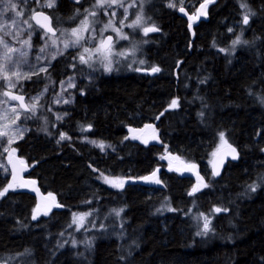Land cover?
<instances>
[{
  "label": "trees",
  "instance_id": "1",
  "mask_svg": "<svg viewBox=\"0 0 264 264\" xmlns=\"http://www.w3.org/2000/svg\"><path fill=\"white\" fill-rule=\"evenodd\" d=\"M202 2L137 0L134 12L143 9L146 23L159 29L136 32L137 58L144 63L140 70L129 62L110 74L96 70L94 80L87 79L89 67L77 50L50 56L51 39L76 26L94 0H57L41 9L59 31L50 37L33 24L29 29L34 51L47 42V72L31 75L15 91L27 99L45 87L47 92L35 116L24 114L28 132L12 147L60 206L44 216L29 194L15 190L0 197V264H264V0H216L208 20L192 32L179 10L193 13ZM18 9L23 19L40 10L32 1ZM248 9L255 13L249 24L230 34ZM239 34L241 46L233 50ZM153 66L161 70L152 73ZM70 77L76 82L68 91L73 103L55 122L49 108ZM174 99L178 106L170 108ZM146 125L158 131L159 143L130 138V129ZM62 133L70 139L60 142ZM220 133L240 158L215 180L210 165ZM84 137L113 151L103 153ZM168 157L198 167L208 186L189 195L196 182L172 170L163 161ZM155 172L159 185L138 183ZM104 177L130 182L117 189ZM10 181L0 174V191ZM201 214H213L214 231L197 236Z\"/></svg>",
  "mask_w": 264,
  "mask_h": 264
},
{
  "label": "snow or ice",
  "instance_id": "2",
  "mask_svg": "<svg viewBox=\"0 0 264 264\" xmlns=\"http://www.w3.org/2000/svg\"><path fill=\"white\" fill-rule=\"evenodd\" d=\"M76 3H79L80 0H75ZM141 2H143V0H141ZM208 2H212V0H205L204 3H202L200 5L201 9H205L206 5ZM55 3V0H49V3H47L45 6L46 7H53ZM0 5H2L3 7L0 8V33H2V35H0V48L3 49L2 53H0V80H3L6 82L5 85H0V89H3L2 91H0V96L3 97H8L10 100L12 101H18L19 104L17 106L11 107L10 111L14 114V118L11 120V124H15L16 120H19L20 118V114L17 112V107L23 108L25 112H31L32 116H35L36 113V106L40 100V96H34L31 97V104H25L24 103V95L22 94H13L11 89H14L17 87V84L19 83V81L21 79H30V76L33 74H38L39 72H47V67H40L39 69H37L35 72H27V73H22L20 71V65L21 64H26L27 63V56H28V51L26 50H21V49H17L16 47L12 46L11 42L9 40H6L5 37H10L12 40H16L19 38L20 34L24 31H27V29H32L33 25L32 23H30V20H35L36 24L39 25V27L44 28L45 31V35L47 33H51L53 37H55L56 35V30L53 29L52 27H50V17L45 16L43 13H37L35 11V9L31 10V14L27 19H23L22 21H19L13 17H9L8 19H4V17L6 16L8 11H15L17 9V4L13 2V0H0ZM113 6H118L121 8H124V14H123V18L120 21V25L121 27H116L115 23L113 20L109 19V21L107 23L104 24L103 28L101 29V35L99 37L98 40V44L95 45L94 47H85L83 45L80 44V41L85 39V35L84 33L89 32L88 29V19L87 16H85V18L83 20L80 21V25L78 28H72L71 31L68 33V38L64 39L62 41L63 43V49H60L58 47L57 44V39H51V45L56 48L55 52H52L50 54L51 59L54 60L56 59L57 55H62L64 53L65 50H67L70 46L71 47H82L83 48V52L78 54V59L80 61V63L83 64H89V67H91L92 65L89 63L92 59L93 56H98L99 57V61L101 63V65L103 66L105 71H111L112 70V59L111 56L114 54L112 52V41H113V37L112 36H108V37H103V32L107 31L109 28L112 29L113 32L117 33V35L121 38V39H128V34L127 33H123L122 28L124 26V21L128 19L127 16V9L129 7H133L135 6V0H133V3L128 4L127 6H125L121 0H94V4L92 7V10L89 11L88 9H85V12L87 13V15L90 16H96L97 15V9L99 8H105L107 7L108 9L113 8ZM169 7H174L175 5L172 3H169L168 5ZM241 7L242 8H248V5L246 3H241ZM184 9L181 7L180 11H183ZM77 13H79V9H77ZM203 14L206 15V12H200L198 10V15ZM104 15H108V12L105 11ZM111 15L114 17L116 15L115 11H112ZM250 15L254 16L255 13L251 11V9H248V11H246L243 15V19H242V24L243 25H248L249 24V19H250ZM15 16L16 17H22L23 16V12L22 11H15ZM43 16L44 20L49 21V24H44L41 23L39 17ZM196 16H190L189 19H196ZM27 25V29L20 27V25ZM129 28L132 29H136V28H140L142 29L144 35H147L149 32H156L159 31V29L155 26H147L146 21L144 20L143 17V13L142 11L137 13L135 15V19L126 25ZM9 29H14V30H9ZM229 31H231V29H229ZM64 33L62 32V35ZM31 36L32 33L29 31L27 38L23 39L22 44L24 47H26L27 49L31 48ZM74 38V39H73ZM89 38L91 40H96L97 36H96V30L95 28H92L90 33H89ZM233 46H235L236 44L241 43L240 39L237 38L235 40H233ZM243 43L247 44L248 41H243ZM47 42L45 43L44 47H41L39 49V51L41 53H43L45 51V48H47ZM135 47V46H134ZM223 51V50H222ZM13 53H18V57L13 60ZM87 54V57L86 55ZM115 55H124L123 52H119V53H115ZM36 61H40L41 57L40 56H36L35 57ZM106 61V63H105ZM135 62V61H133ZM140 64H143L144 61L141 60L139 61ZM139 70V69H137ZM161 69L157 66H153L151 68V72L152 73H157L159 72ZM67 86L68 87H75V85L72 83V78L70 77L68 82H67ZM61 87H64L63 82L61 83ZM45 92H47V87H45L44 89ZM42 95V94H41ZM57 102H59V99L57 100ZM64 103H68V100H64ZM264 102V101H262ZM0 104H8L7 100H0ZM178 106V101L177 100H172L171 104L169 105L170 108H175ZM8 111L9 109L5 108L2 111H0V119H3L5 121V123L3 124L2 127H0V136H7L8 139L6 141V143L11 144L14 142V135H9V123L7 120V116H8ZM32 116H28L26 117V119H31ZM58 119H60L61 117H57ZM145 127H151L150 125H146ZM91 125H89L87 128H83L82 127V131H87L90 130ZM19 131V130H17ZM44 131H47V129L45 128ZM21 138H22V134H21ZM70 139V137H66L65 134H60V140H64V139ZM220 139L221 141H224V133H220ZM59 143V141H57ZM89 143H92L93 145H95L96 147L100 148L101 150H104L105 145L103 142H97L95 140H89ZM226 143V141H224ZM109 147H111L109 145ZM5 151H7V149H5ZM12 151H16V149H12ZM232 152L235 153V149H232ZM235 155L233 156V159H235ZM95 171V169H94ZM218 174V173H217ZM153 175H155V173H153ZM101 176H103V173H101ZM13 179H15V176H13ZM144 179H149L148 177H145ZM202 179V178H201ZM104 180L106 183H111L113 187H123V183L124 181H119L114 182V181H109L108 177H104ZM155 183H160L159 180L154 181ZM207 184H204V187H207ZM249 190L251 191H256L257 185L256 184H251L248 186ZM13 185L12 184H8L6 187L3 188L2 191H0V197H3L6 195V193L9 191V189H12ZM199 190L198 187H193V189L188 193L189 195H194L197 191ZM51 195V194H49ZM60 205H57V207H59ZM169 210H174V209H169ZM122 211V210H121ZM212 211L219 213L222 211L221 208H214ZM223 211H227V209H223ZM117 215H119V212H117ZM203 216V214H201ZM36 215L32 216V219H36ZM74 223L76 222V220L74 219L73 221ZM210 224H211V220L209 219L208 216H204V223L202 225V227H200V229L196 232L197 236H203L206 235L207 233H209L210 231H214L212 228H210ZM89 245L91 244V242H87Z\"/></svg>",
  "mask_w": 264,
  "mask_h": 264
},
{
  "label": "rangeland",
  "instance_id": "3",
  "mask_svg": "<svg viewBox=\"0 0 264 264\" xmlns=\"http://www.w3.org/2000/svg\"><path fill=\"white\" fill-rule=\"evenodd\" d=\"M26 1L34 2L35 7L40 9V10L41 9H49V7L45 6L47 3H49V0H13V2L17 4V9L15 11H21V10L18 9L19 3H25ZM70 1L75 2V0H70ZM121 2L125 6H127L128 4L133 3V0H121ZM144 2H145V0H143V3ZM56 3H57V0H55L54 5H56ZM137 5H138L137 4V0H135V6L129 7L127 9L128 19L124 21V26L122 28L123 33H127L128 34V39L127 40L121 39L117 35V33L112 31L111 28H109L107 31H104L103 34H102L103 37H106L107 35H113L114 38H115L114 43L112 45V52L114 53L111 56V59H112V70L110 72L109 71H105L103 66L101 65V63L99 61V57L98 56H93V59L89 62L92 66L89 67V64H85L86 66L89 67L88 68L89 71H88V74H87V79L88 80H94L96 70L97 71L101 70L102 72H104L106 74H110L111 72H113L115 70H120L122 67L124 68L125 67L124 64H127L128 62H129L128 64H130V63L138 64L137 67H135V69H139L140 66L142 65V64L139 63V60L137 58L138 54H139L140 44L138 42V37L136 35V32L140 31V32H142V34H144V33H143L142 29H140V28L132 29V28H129V27L126 26L127 24L131 23L135 19V15L137 13H139V12H141L143 10V9L142 10L139 9L136 12H134L135 9L137 8ZM2 7L3 6L0 5V8H2ZM141 8H143V7H141ZM91 10H89V11H91ZM15 11H11V10L8 11L6 16L4 17V19H8L9 17H13V18H15V19H17L19 21H22L23 20V16L22 17H16L15 16ZM96 11H97V15L96 16H90V15H87V13H85L83 18L81 19V20H83L85 18V16H87V19H88L89 32L84 33L85 39L80 41V44L85 46V47H94L95 45L98 44V40H99V37L101 35V29L103 28L104 24L109 21V19L114 21L116 27H121L120 21L123 18L124 8H121V7H118V6H113V8H111V9H108L107 7H105V8H99ZM105 11L108 12V15H104ZM112 11H115V13H116V15L114 17L111 15ZM196 12H197V9L191 14H196ZM142 13H144V11H142ZM100 14L104 17V19H101L103 17H100ZM243 15H244V13H242V15H241L242 19H243ZM144 20L146 21L145 18H144ZM241 24H242L241 21L235 22L232 25V27L229 28V29H231V31L228 30V32L230 34H233V35L236 32H239L240 29H241V26H240ZM79 25H80V22L78 24H76V26H74L73 28H78ZM147 26H152V25L147 24ZM20 27H23V28L27 29V25L21 24ZM92 28H95V30H96V36H97L96 40H91L89 38V33H90ZM193 28H194V25H191L190 29H191L192 32H193ZM71 29H69L68 31H63L64 34L62 35V33H61L60 38L57 39V44H58V47L60 49H63L62 41L64 39L68 38V33L71 31ZM9 30H14V29H9ZM28 32H29V29H27V31L22 32L20 34L19 38L16 39V40H12L10 37H5L6 40H9L11 42L12 46L16 47L17 49L28 51V56L26 58L27 59V63L26 64H21L19 66L20 67V71L22 73H27V72H30V71L31 72H35L40 67H47V62H46V58L44 56V53H41L39 50H35L34 51V47L32 45V41H31V48L30 49H27L26 47L23 46L22 41H23V39L27 38V37H24L23 35H27ZM0 35H2V33H0ZM236 35L234 36L233 39L235 40V39L239 38L240 41L242 42L243 39L240 36V34L237 37H236ZM46 39H47L46 37H44V36L42 37V41H44ZM245 45L246 44H243L242 46H245ZM240 46H241V43L236 44L235 46H233V43H232V49L233 50H236V49L240 48ZM74 50H77L78 54L83 52V48L82 47H71V46L67 50H65L64 52L74 51ZM2 51H3V49L0 48V53H2ZM55 51H56V48L51 49V53L55 52ZM119 52H123L124 55H115V53H119ZM85 55L87 57V54H85ZM12 56H13V60H15L18 57V53H13ZM36 56H40L41 60L40 61H36V59H35ZM135 59H137L136 62H133V61H135ZM105 63H106V61H105ZM132 67H133V65H132ZM24 80H26V79H21L19 81V83L17 84V87L14 88V89H11V91H15L21 85V83ZM68 80L63 82V84H64L63 88L60 85L58 95L56 97H54V99L52 100L53 107L49 108V110L54 115V121L55 122H58L60 120H64L66 118L67 113L65 111H63L62 108L64 106H68V105H71L73 103V97L70 94H68V91L72 90L74 87H68L67 86ZM0 81H3V80H0ZM3 83H4V85L6 84L5 81H3ZM72 83L74 85H76V82H75L74 79H72ZM45 95H46L45 91H43L40 94L34 95V96H40V100H39V102H38V104L36 106V112H37V110L39 108V103L45 97ZM34 96H32V97H34ZM58 99H59V102H57ZM0 100H7L8 101V104H0V111H2L5 108L9 109L8 116H7V120H8V123H9L8 131H9V135H14V137H15L14 142L11 143V144H8V143H6L8 137L7 136H0V174L2 176H8V175H10V170H9L10 159H11V157L13 155L17 154L16 151H14V152L12 151V149H14L12 146L15 143H17L18 141L22 140L25 137V135L27 134L28 128L25 125V123L23 122L25 120L24 114H30L31 112L24 113L20 109V107H17V112L20 114V118H19V120H16L15 124H11V120L14 118V114L10 111V109H11V107H14V106H17V105L12 103V102H10L7 98H4V99L1 98ZM64 100H68V103H64L63 102ZM31 103H32L31 98L27 99V104H31ZM57 117H61V118L58 119ZM4 123H5V121L3 119H0V127H2ZM17 130H19V131H17ZM21 134H22V138H21ZM129 136H130L131 139H133L135 141H138V142H140L142 144H145V145L150 144V143H159V141H160L159 133L153 126L144 127L142 129H130L129 130ZM66 137H68V136L66 135ZM66 140H68V138H66L64 140H60L59 139L60 142H63V141H66ZM84 140L86 142H88L89 140H92V139L84 137ZM95 141L102 142V141H98V140H95ZM89 144H91L93 147L99 149L103 153H108L110 151H113L112 146L109 147V144H107V143H104V145H105L104 150H101L100 148L96 147L92 143H89ZM226 144L227 143L222 141V144H221L220 147H223ZM5 149H7V151H5ZM163 161L165 163H168L170 165L169 166L170 168H172L173 170H175L178 173H180L182 164L176 165V162L174 160H169L168 161L166 158ZM201 178L203 180L202 176H201ZM108 179H109V181H114V182H117V183L119 181H124L123 187H113L111 183H107L110 187L117 188V189L124 188L130 182V181L126 180V179H120V178L108 177ZM154 180H155V177L149 179V181H147L146 184H149L150 186L159 185V183H155ZM10 184L13 185V188L9 189V191L19 190L18 187L16 185H14L11 181H10ZM198 185H199V183L197 182L196 183V187H198L199 190H202L201 186L200 185L198 186ZM199 190L197 192H199ZM204 216H208L209 219L211 220V224H210V228H211L212 221H213V214H211V215L203 214V216L202 215L198 216L199 223L201 224V227H202V225L204 223ZM77 221H78V223H81L82 219L81 218H77Z\"/></svg>",
  "mask_w": 264,
  "mask_h": 264
},
{
  "label": "water",
  "instance_id": "4",
  "mask_svg": "<svg viewBox=\"0 0 264 264\" xmlns=\"http://www.w3.org/2000/svg\"><path fill=\"white\" fill-rule=\"evenodd\" d=\"M215 1L216 0H212V2H208L205 9H201L200 8V5L202 3H204V2H202L198 6L196 14H191L187 9L183 8L184 9L183 11L179 10V15L183 19L187 20L191 24H199L201 22L207 21L208 20L207 8H208V6L210 4H212ZM198 10L200 12H206V15H203V14L198 15ZM36 12L37 13H43L45 16L50 17V27H52L53 29L56 30V35H55V37H56L57 34H58V31L54 27L53 19L50 16V14H48L44 10H36ZM190 16H196L197 18L190 20L189 19ZM39 19H40L41 23L49 24V21L44 20L43 16H40ZM31 22L36 28H38L39 30H41V31H43L45 33L46 30L44 28L39 27V25L36 24L35 20H31ZM158 32L159 31L149 32V33H158ZM47 35L53 37L51 33H47ZM108 36H112L113 37V41H112V45H113L114 40H115L114 36L113 35H107L106 37H108ZM12 93L13 94H20V93H17L16 91H12ZM22 95H24V94H22ZM6 98L10 102H12V103H14L16 105L19 104L18 101H12L8 97H6ZM24 98H25L24 99V103L27 104L26 95H24ZM20 109L24 113H28V112H25L23 108H20ZM232 149H235V153L232 152ZM234 155L236 157L235 159H233ZM168 158H169V160H174L176 162V165L182 164V167H181V170H180V174L193 179L196 183L198 182L199 185L201 186L202 190L205 188L204 184H206V182H205L204 179L203 180L201 179L198 167H196V166H187V165L183 164L176 157L173 158V159L170 158V157H168ZM239 158H240L239 152L234 146H232L230 144H226L225 146L220 147L217 150V152L214 154V156L212 158V161H211V165H210L211 174L214 177V179L215 180L219 179L222 176V174H223L225 168L227 167V165L230 162H238ZM9 170H10L11 182L18 187L19 191L24 192L26 194H29V195L33 196L36 199V201H37V210H38L39 214L44 215V216H48L52 212H54V211H56L58 209V207H57L58 203H57L55 197H53L51 195H48V194H46L45 192H43L41 190L38 182L34 178L29 176L30 167L26 163H24L17 154H15V155H13L11 157L10 163H9ZM13 176H15V179H13ZM153 177H155L154 181H156L158 179V176H157L156 172H155V175L152 174L148 178L151 179ZM149 179H147V180L143 179L141 182H138V183H147V181H149ZM202 190H199V192L202 191Z\"/></svg>",
  "mask_w": 264,
  "mask_h": 264
},
{
  "label": "flooded vegetation",
  "instance_id": "5",
  "mask_svg": "<svg viewBox=\"0 0 264 264\" xmlns=\"http://www.w3.org/2000/svg\"><path fill=\"white\" fill-rule=\"evenodd\" d=\"M210 6V5H209ZM209 6H208V8H207V13H208V9H209ZM189 23V22H188ZM191 25H194V27L196 26V25H198V24H191V23H189V28H190V26ZM194 29V28H193ZM191 30V29H190ZM158 180V179H157Z\"/></svg>",
  "mask_w": 264,
  "mask_h": 264
}]
</instances>
